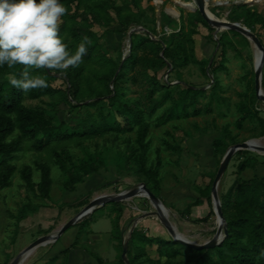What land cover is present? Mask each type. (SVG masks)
<instances>
[{
	"label": "rangeland",
	"instance_id": "374dc122",
	"mask_svg": "<svg viewBox=\"0 0 264 264\" xmlns=\"http://www.w3.org/2000/svg\"><path fill=\"white\" fill-rule=\"evenodd\" d=\"M239 2L246 3L264 15V0H206L214 19L219 22L226 19L232 23L235 22L229 18V14L232 5ZM91 4L81 5L79 11L86 12L91 6L96 8ZM64 6L68 13L61 19L62 23L67 20L69 30L62 37L69 50L74 52L79 43L70 28L77 24L76 19L71 17L77 6ZM116 6L122 7L121 16L113 7H108L107 11L96 9L102 23L93 22L91 15H87L91 23L82 17L78 18L81 26L89 27L95 34L98 46L92 59L85 63L77 100H73L72 104H86L108 95V86L110 89L113 87L110 81H105V77L129 55L134 33L149 35L153 40L167 41L173 31L179 30L183 17L187 24V44L192 60L185 68L170 67L160 71L159 77L162 82L178 87L172 97L174 101L185 97L182 90L188 86L204 90L205 93L199 96L196 104L202 113L195 115L196 108L191 107L189 117L162 126L156 125V117L163 113L164 108L158 109L149 118L152 123L149 164H155L158 158L162 162L158 201H153L143 190L142 181L145 177L139 172V167H125L124 154L128 145L139 146L136 132L79 138L69 143H56L53 148L43 152L32 149V142L23 143L14 155L13 163L17 169L10 179V185L0 189V264H13L17 259L18 264H126L123 259L124 246L128 244L126 259L130 261L133 249H129L128 239L134 230H142L153 237L177 238L198 245L213 240L219 243L224 237V230L220 227L217 203L212 195L213 205H209L205 194L210 189L212 191L228 151L244 142H251L261 148L241 149L233 154L217 184L220 204L222 196L238 176L244 179L264 176V100L259 98L256 102L259 116L247 119L242 125L239 118L243 114L238 109L239 104L246 100L244 94L252 91L254 79L256 87L257 62L262 54L257 45L237 30L240 34L231 32L232 29L218 30L213 26L210 29L202 22L192 29L189 20L190 13L196 11L195 0H119ZM165 15L172 19L170 25ZM128 17L130 22L126 23L125 18ZM253 29L252 32L264 45V22H259ZM223 35L226 68L217 74L220 88L213 90L215 79L210 68L213 61L221 60L220 38ZM152 73L150 71L149 75ZM51 74L54 78L44 76L49 86L62 90L69 87L64 72ZM143 84L132 86L130 99L147 101ZM260 90L264 94V64ZM59 101L60 94L56 93L29 99L26 104L52 111L53 105L57 103V117L73 125V118L77 119L80 114H75L77 109H73L72 104H58ZM102 102L105 103L106 99ZM171 103L167 106H171ZM207 107H211L212 112H206ZM99 111V106H86L83 113L97 115ZM224 134L229 147L225 153L215 156L213 140ZM18 137L19 132H15L9 140ZM62 149L69 150L77 166L87 159L97 162L99 172L85 176L73 186L68 185L67 175L55 163L54 152ZM157 149L161 151L160 156ZM239 151L245 153L239 154ZM39 161H46L52 168L50 199H43L28 190L23 178L24 169L30 166L34 171V179H40ZM243 162H247L249 167L239 174V166ZM72 165L68 162L69 167ZM135 190H138L137 194L117 201V204L97 206L88 215L78 219L93 200L104 196L117 197ZM199 200L203 203L195 205ZM189 206H193L191 212L184 214ZM26 207L29 210L23 213ZM119 209H123V214ZM207 215H210L208 221L198 222V219ZM89 216L93 220L82 227L83 220ZM69 223L72 224L60 234ZM47 236L50 238L44 243L30 248L38 239ZM157 247V244L148 247L152 256H156ZM196 257L197 254L183 248L178 259L193 264Z\"/></svg>",
	"mask_w": 264,
	"mask_h": 264
},
{
	"label": "trees",
	"instance_id": "16d2710c",
	"mask_svg": "<svg viewBox=\"0 0 264 264\" xmlns=\"http://www.w3.org/2000/svg\"><path fill=\"white\" fill-rule=\"evenodd\" d=\"M119 0H62L68 7L76 4L77 9L71 15L76 19L77 24L70 28L73 35L80 44L87 38V54L83 62L76 68H69L65 73L69 87L66 90L52 88L32 89L28 93L22 92L9 84L8 77L15 76L20 78L23 68L17 65L9 69L7 66L0 68V189L10 185V179L16 171V165L13 163L15 153L20 150L23 143L32 142V149L37 152H43L53 145L69 143L79 138H93L96 136L114 134L116 136L126 135L136 132L138 134L139 146L128 145L124 154L125 167L132 169L133 165L139 167V172L145 177L142 181L152 193L159 197L161 184L160 169L162 162L160 158L155 164H149L150 140L149 134L152 123L149 118L153 116L158 109H163V113L156 117V125L162 126L171 121L179 120L191 115L190 108L195 107L194 114H201V108H198L199 96L205 92L202 89L186 87L182 90L185 97L178 101L172 99L173 94L178 87L170 85L168 82H162L159 77L160 71L164 69L185 68L192 60V55L188 48L187 24L181 17L179 30L173 31L167 39L153 40L149 35L133 34L131 39V51L117 67L105 77V81L112 84L107 96L101 97L89 103L72 104L77 100L81 79L85 70V63L89 62L98 46L95 34L89 29L80 25L78 18L90 21L87 15L95 23H102L99 10L107 11L108 7H113L118 16H121V8L116 6ZM251 1V0H250ZM95 6L88 8V12H80L81 5L85 4ZM71 8V7H69ZM169 21L172 19L165 15ZM229 18L234 22H241L251 31L259 22H264V15L257 9L249 7L246 3H237L232 5ZM126 23L130 22L129 17L125 18ZM226 21V19H224ZM198 22L204 23L210 29V25L203 18L199 10L190 13V26L196 27ZM124 23V24H126ZM69 30L67 20L59 28L60 35ZM125 30V28L123 29ZM235 34H240L236 30H231ZM246 38V37H245ZM94 40L96 42H94ZM246 40H248L246 38ZM222 53L220 61H213L210 70L214 75L213 90L220 88L217 74L226 67V48L224 35L220 38ZM163 52V55L161 54ZM141 67V69H140ZM153 71L149 75V72ZM45 77L54 78L49 70H32L31 74H38ZM45 76V77H44ZM146 81H145V80ZM143 84L145 98L130 99L129 94L132 86ZM252 91L246 92L245 101L239 106V112L243 115L239 118L242 125L247 119L257 118L259 115L256 109V102L259 97L255 87V79L252 81ZM60 94V102L72 104L76 108L75 114L79 117L73 118V125L68 120L60 121L57 117V103L53 105V110H47L41 106H28L26 102L29 99H39L43 96ZM106 99V102L102 101ZM171 106H167L169 102ZM102 102L103 104H99ZM197 104V105H196ZM86 106L98 107L100 111L97 115H88L83 113ZM206 112H212L211 107H207ZM19 132L17 139L9 140L10 136ZM225 134L215 137L213 140L214 155H220L226 152L229 147ZM160 149L157 154L160 156ZM239 154L245 151H239ZM55 163L63 170L68 177V185L83 180L85 176L96 174L100 168L97 162L87 159L80 166L73 163V158L69 150L62 149L54 152ZM72 163V167L68 166ZM248 163L243 162L239 166V174L248 168ZM73 168V169H72ZM38 169L40 179H34V171L27 166L23 171V178L27 189L38 194L43 199L51 198V189L53 185L52 168L46 161H39ZM82 173V175L80 174ZM209 205H213L211 189L205 194ZM117 204L118 202H113ZM199 200L195 205L202 204ZM193 206L187 207L185 213H190ZM221 208L223 213L224 237L215 246L208 249H194L186 247L187 245L173 238L153 237L142 230H134L130 235L129 249H133V256L130 258L131 264H188L179 260L182 249L197 254L193 264H264V176L244 179L238 176L228 192L221 198ZM29 207H26L23 213H27ZM123 214V209H119ZM213 212V209L211 210ZM210 212V213H211ZM94 214V213H93ZM92 216V214L90 215ZM87 217L83 220L81 226L86 227L93 219ZM210 215L198 219V222L208 221ZM157 244V254L152 256L149 252V246Z\"/></svg>",
	"mask_w": 264,
	"mask_h": 264
},
{
	"label": "clouds",
	"instance_id": "9594fccd",
	"mask_svg": "<svg viewBox=\"0 0 264 264\" xmlns=\"http://www.w3.org/2000/svg\"><path fill=\"white\" fill-rule=\"evenodd\" d=\"M67 13L61 0H0V68H23L20 78L8 77L10 85L24 93L46 88V80L32 70L63 73L83 62L87 38L72 52L60 35Z\"/></svg>",
	"mask_w": 264,
	"mask_h": 264
},
{
	"label": "water",
	"instance_id": "95a60500",
	"mask_svg": "<svg viewBox=\"0 0 264 264\" xmlns=\"http://www.w3.org/2000/svg\"><path fill=\"white\" fill-rule=\"evenodd\" d=\"M195 3H196V10L200 11V13L202 14L203 18L208 22V24L210 26L216 27L218 30H221V29H234V30H237V31L245 34L246 36H248V38L251 39L257 45L259 50L262 52V54L260 56V59L257 62V68H256V90H257L258 97L264 100V94L260 90V79H261L262 69H263V64H264V45H263L262 41L247 26L243 25L240 22L232 23V22H229L228 20L223 21V22H219L218 20L212 18L211 15H210L211 13H210V11L207 8L206 0H195ZM251 147H255V148L261 149L260 147H257L256 145H254L251 142H244V143H240V144L234 145L228 151V153H227L224 161L221 163V166H220V168L218 170V173L216 175V178H215V181H214V184H213V188H212V195H213V197H214V199L216 200V203H217V213H218V217L220 219V227H221V229H223L222 227H223L224 217H223V213H222L221 204L219 202V198H218V195H217V184H218L220 178L222 177L223 173L226 171L233 154L237 150L249 149ZM142 188L149 195V197L153 201H158L159 200L158 197L154 193H152L150 191V189L145 184L142 185ZM137 193H138V190H135V191H132L131 193L121 194V195H119L117 197L104 196V197L97 198V199L93 200L92 202H90L87 205V207H85V209L78 216V219L83 218L84 216L88 215L97 206H104V205L109 204V203L120 201V200H123V199H125L127 197H131V196H133V195H135ZM158 205H159V203H158ZM71 224L72 223H69L68 225H66V227L60 232V234H62L63 231L66 230ZM49 238L50 237L47 236V237H43L41 239H38L35 243H33L31 245L30 248H33V247H35L37 245H40V244L44 243ZM175 239L180 241V242H182L183 244H185V245H187L189 247L194 248V249H208V248H211V247H213V246H215L217 244L216 240H213L211 242H207V243L202 244V245H198V244L191 243V242H188V241H185V240H182V239H177V238H175ZM127 247H128V244H126L124 246L123 259L126 261V264H131V262L126 259ZM13 264H18V259Z\"/></svg>",
	"mask_w": 264,
	"mask_h": 264
},
{
	"label": "bare ground",
	"instance_id": "6f19581e",
	"mask_svg": "<svg viewBox=\"0 0 264 264\" xmlns=\"http://www.w3.org/2000/svg\"><path fill=\"white\" fill-rule=\"evenodd\" d=\"M210 15H211L212 18H215L212 14H210ZM131 34H132V33H131ZM131 34H130V35H131ZM258 58L260 59V57H258ZM259 59H258V61H259ZM160 206H161V205H160Z\"/></svg>",
	"mask_w": 264,
	"mask_h": 264
}]
</instances>
